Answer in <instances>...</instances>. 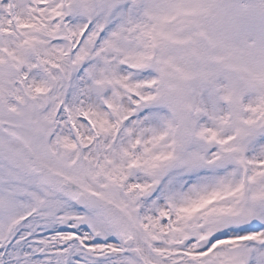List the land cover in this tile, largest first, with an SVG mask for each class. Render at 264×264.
I'll return each instance as SVG.
<instances>
[{
	"label": "snow or ice",
	"instance_id": "snow-or-ice-1",
	"mask_svg": "<svg viewBox=\"0 0 264 264\" xmlns=\"http://www.w3.org/2000/svg\"><path fill=\"white\" fill-rule=\"evenodd\" d=\"M0 264H264V0H0Z\"/></svg>",
	"mask_w": 264,
	"mask_h": 264
}]
</instances>
